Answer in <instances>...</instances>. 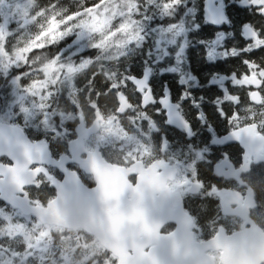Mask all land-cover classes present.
<instances>
[{
	"label": "snow or ice",
	"instance_id": "1",
	"mask_svg": "<svg viewBox=\"0 0 264 264\" xmlns=\"http://www.w3.org/2000/svg\"><path fill=\"white\" fill-rule=\"evenodd\" d=\"M261 246L264 0H0V264Z\"/></svg>",
	"mask_w": 264,
	"mask_h": 264
},
{
	"label": "trees",
	"instance_id": "2",
	"mask_svg": "<svg viewBox=\"0 0 264 264\" xmlns=\"http://www.w3.org/2000/svg\"><path fill=\"white\" fill-rule=\"evenodd\" d=\"M42 2H44V0H42ZM64 3H68V0H63ZM230 63H235V61H231ZM202 70H207L206 68L202 69ZM72 264H79L78 258H73L72 260Z\"/></svg>",
	"mask_w": 264,
	"mask_h": 264
},
{
	"label": "water",
	"instance_id": "3",
	"mask_svg": "<svg viewBox=\"0 0 264 264\" xmlns=\"http://www.w3.org/2000/svg\"><path fill=\"white\" fill-rule=\"evenodd\" d=\"M261 247H264V246H261Z\"/></svg>",
	"mask_w": 264,
	"mask_h": 264
}]
</instances>
